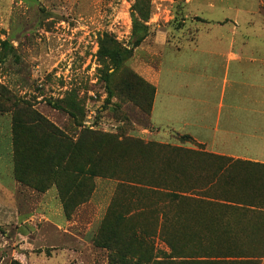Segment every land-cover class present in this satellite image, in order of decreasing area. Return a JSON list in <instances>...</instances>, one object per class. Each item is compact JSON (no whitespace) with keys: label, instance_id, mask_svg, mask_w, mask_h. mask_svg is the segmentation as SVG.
Here are the masks:
<instances>
[{"label":"rangeland","instance_id":"374dc122","mask_svg":"<svg viewBox=\"0 0 264 264\" xmlns=\"http://www.w3.org/2000/svg\"><path fill=\"white\" fill-rule=\"evenodd\" d=\"M188 1L0 0V264H161L169 244L258 263L233 258L264 253L250 214L189 202L221 163L151 124L143 69L172 59L184 24L222 22ZM245 26L254 49L264 23ZM244 170L205 196L262 200L264 178Z\"/></svg>","mask_w":264,"mask_h":264},{"label":"crops","instance_id":"0c3cea01","mask_svg":"<svg viewBox=\"0 0 264 264\" xmlns=\"http://www.w3.org/2000/svg\"><path fill=\"white\" fill-rule=\"evenodd\" d=\"M216 1L188 2L200 18L220 24H184L172 59L143 69L155 87L151 124L164 139L188 136L212 155L264 166V32L254 49L245 32V24L264 23L263 1ZM157 40L168 49L164 33Z\"/></svg>","mask_w":264,"mask_h":264},{"label":"trees","instance_id":"16d2710c","mask_svg":"<svg viewBox=\"0 0 264 264\" xmlns=\"http://www.w3.org/2000/svg\"><path fill=\"white\" fill-rule=\"evenodd\" d=\"M139 45V42L137 41L134 44V48L137 47ZM129 55H131L130 51L127 52ZM36 123H39L38 121ZM183 139H187L190 140V137L188 136H183ZM177 151V150H172ZM210 157H213L215 159H217L221 164L219 166H217L214 170V173L212 175V178H210V182L208 184L207 187H204L203 189H197L196 192H194V196L193 198L189 199V202L192 203H200L206 206H215L217 209L216 210H221L223 207L227 208L226 206H231L233 205L234 208L237 211H242L244 214H250L251 219L253 220V223H255V226L250 227V229L253 231L256 230L257 226H261V228L264 230V226L262 223H260V217L263 216L264 218V197L263 199H259V198H255L253 200H237L235 198L232 199H225V200H220V199H216V198H209V196H205L207 195V193H210V191L214 188V186L217 184V182L219 180H226L227 179V184L228 187H233L234 179L235 176H232L231 173L235 170H241L245 169V172H252V174L254 175V177L256 178H264V166L260 165V164H255V163H250V162H241V161H232L230 159L227 158H223V157H216L210 154H207ZM241 167V168H240ZM245 174V173H244ZM258 174V177H257ZM91 175H93V173H91ZM252 175V176H253ZM18 182L21 183V180H19ZM246 185H247V181H245ZM264 186V183H263ZM230 189V188H228ZM189 191V190H187ZM184 194V193H183ZM203 195V196H199V195ZM177 195H181V193L177 194ZM182 197V196H179ZM228 204V205H227ZM247 208V209H246ZM245 209V210H243ZM257 216V217H256ZM162 227L165 226L167 220H166V216L165 214L162 215ZM259 222V224L257 223ZM226 229H228L226 227ZM232 231V230H231ZM228 234L229 236V242L231 240H233V236L232 234H230V229H228L227 231H225V234ZM168 235V234H166ZM135 239L133 240V242L136 244H141L137 242V237L134 234ZM260 242L262 243V252H264V237L261 238ZM171 244H169L168 247H170V251H171V255L170 257L164 256L162 259L161 264H214L218 261H211V259L213 258L214 260H220L219 263L222 262V260H225L227 258L222 257L220 255H218L217 253V257H208V256H204V257H193L192 254H188L185 251L184 247H175V246H170ZM179 245V244H178ZM264 255V253H263ZM263 255L259 258L256 259L254 257H237L234 256V259H242V260H246L247 262H255L254 260H256V262H258L257 264H259L260 259L263 257ZM119 260L124 261L126 260V256L124 254H117L116 256ZM211 258V259H210Z\"/></svg>","mask_w":264,"mask_h":264}]
</instances>
